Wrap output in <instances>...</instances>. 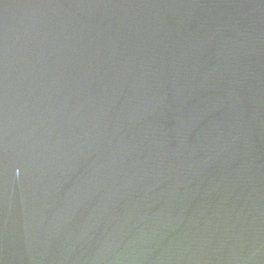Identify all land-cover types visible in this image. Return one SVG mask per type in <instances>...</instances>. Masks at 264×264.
<instances>
[{
	"label": "water",
	"instance_id": "1",
	"mask_svg": "<svg viewBox=\"0 0 264 264\" xmlns=\"http://www.w3.org/2000/svg\"><path fill=\"white\" fill-rule=\"evenodd\" d=\"M0 264H264V0H0Z\"/></svg>",
	"mask_w": 264,
	"mask_h": 264
}]
</instances>
